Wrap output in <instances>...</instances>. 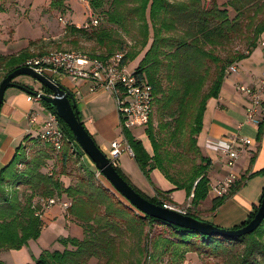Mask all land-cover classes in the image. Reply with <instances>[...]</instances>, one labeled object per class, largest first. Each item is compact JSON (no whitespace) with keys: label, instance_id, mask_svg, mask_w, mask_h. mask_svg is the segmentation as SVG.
<instances>
[{"label":"trees","instance_id":"1","mask_svg":"<svg viewBox=\"0 0 264 264\" xmlns=\"http://www.w3.org/2000/svg\"><path fill=\"white\" fill-rule=\"evenodd\" d=\"M5 1L0 0V11L7 10L3 6ZM88 1L98 15L95 23L91 20V26L97 27L99 19H103L106 26L88 30L69 24L66 31L95 40L100 47H106V53L93 52L90 54L93 57L107 59L115 54H123L124 62L139 57L135 74L150 84L153 90V110L146 125L153 154L146 150L141 140L134 138L129 131L125 133L134 150L135 160L148 179L153 169H159L177 189H185L188 196L193 194L191 203L198 206L208 196L211 187L208 177L211 160L201 155L197 140L203 126V114L208 100L219 96L227 69L247 57L261 42L264 34V0H226L222 4L219 0ZM64 2L53 0L51 6L63 11ZM228 7L236 11V17L230 15ZM252 9L250 13L253 12V17L260 16L252 25L248 23L251 34L246 35L247 51L233 52L235 40L245 34L240 18ZM136 23L139 24L143 49L125 53L126 42L121 39L120 32L130 38L136 37L129 30ZM115 35L119 39L114 38ZM218 49L219 53L216 51ZM31 53L30 47L13 54L0 52V72L4 73L1 79L24 66L29 57L44 52ZM43 89L46 94H52L49 88ZM42 102L56 113L45 100ZM59 121L66 134L61 150L55 151L40 135H27L16 148L12 159L0 171V254L20 249L29 241L38 239L47 223L45 214L50 207L48 201L58 198L70 202L66 215L83 227V237H59L58 242L64 249L43 250L35 257V264H90L94 258L99 260L96 264H103V259L113 263L118 253V239L126 229L138 228L141 235L148 227L149 234L155 224L170 234H154L153 250L162 246L161 253L157 255L147 254L149 248L146 243L142 254L149 256L147 264H159L158 257L168 250L179 258V263L186 253L194 252L222 259L224 264H264V220L249 234L225 237L206 235L146 215L97 178L95 171L98 169L95 166L94 171L87 165L83 159L86 154L79 148L70 127L61 118ZM263 121L261 119L259 122V129ZM186 131L190 138L188 150L200 154L201 162L185 174L173 173L170 155L186 152L181 146V138ZM49 162L54 163L51 172L46 170ZM71 162L75 163L76 169L71 168ZM56 166L60 170H56ZM115 167L126 179L118 166ZM62 176H69L72 183L66 184ZM239 187L240 184L235 181L228 193L214 199L211 210L215 211ZM135 190L146 197L138 189ZM157 195H160L159 199L146 198L162 205V199L167 198L160 190H157ZM258 208L259 205L243 223L231 229L247 224ZM186 214L201 218L190 208H187ZM145 262L142 261L143 264ZM0 264L7 263L0 258Z\"/></svg>","mask_w":264,"mask_h":264},{"label":"crops","instance_id":"2","mask_svg":"<svg viewBox=\"0 0 264 264\" xmlns=\"http://www.w3.org/2000/svg\"><path fill=\"white\" fill-rule=\"evenodd\" d=\"M14 1L18 5V0ZM28 4L32 12L42 11L46 7L45 0L34 7H32L33 3L31 2H26L20 6ZM7 13L10 14L8 10L0 11V52L3 54L18 53L23 48L30 46V40L35 39L34 35L41 32L40 26L29 18H25L29 21V27H32L33 33L25 38L23 45L14 48L9 43L16 42L17 39L12 34L10 28L12 24L9 25L7 22ZM6 26L11 32L8 35L5 34ZM261 39V42L264 41V34ZM237 65L238 71L227 75L219 96L208 100L203 114V126L197 140L201 155L211 160L208 170L211 187L208 196L198 206L195 207L191 203L193 194L188 196L185 189H177L159 169H153L150 173V179H148L141 171L134 156L125 152L115 162V166H118L126 179L146 197H158L159 199L160 195H157V190H160L165 194L163 197L166 196L180 208L188 207L201 219L223 228H234L243 223L260 204L264 194V121L262 128L259 129V125L247 120V110L252 105L251 100L236 88V84L252 88L258 86L260 78L264 74V49L262 45L260 44L251 50L248 56L239 61ZM48 75L73 93L80 119L97 145L106 154L111 149V142L116 139H124L126 131H129L134 138L141 140L146 150L153 154V147L146 133V126L122 131L115 99L110 91L95 85L91 80L75 79L61 72H48ZM15 82L25 86L18 81ZM41 89L43 86L40 84L38 90ZM34 92L17 87H9L5 92L0 110V171L12 159L16 148L23 143L25 136L36 137L43 130L47 112L50 110L43 104L42 100L31 101L28 99V95ZM262 102L264 106V99ZM235 137L249 138L251 143L243 147L237 144L238 147H241V155L234 167L229 168L224 153L210 147L208 142L214 141L216 144H223L230 142ZM143 138L147 139V143L144 142ZM87 163L89 165L94 164L89 159ZM231 172L236 175V181L240 187L213 211L211 209L217 195L212 187L225 179ZM62 179L66 184L72 183L69 176H62ZM66 213L60 204H54L48 208L45 218H50L48 220L55 222L62 218L66 222L68 231L62 235L59 234L58 238L61 236L83 237V227L73 221L70 216L69 219H66ZM41 251L42 249L38 256Z\"/></svg>","mask_w":264,"mask_h":264},{"label":"rangeland","instance_id":"3","mask_svg":"<svg viewBox=\"0 0 264 264\" xmlns=\"http://www.w3.org/2000/svg\"><path fill=\"white\" fill-rule=\"evenodd\" d=\"M53 0H45L46 7L42 11H36L32 12L29 9V4L20 6L21 4L31 2L33 3L32 7L37 6L39 3L43 2V0H18V5L15 3L14 0H6L3 3L4 8H6L9 13L6 15V19L8 20V24L11 25L12 34L16 40V42H10V46L12 47H19V45H23L25 43V38L29 37L33 33L32 27H29V21L26 19H30L35 24H38L40 26L41 32L34 35L35 39L30 40V42H33L30 44L31 47V54H38L39 52H54V51H77V52H83L91 54L93 52L104 54L107 52L106 47L102 46L100 47L99 43L95 40H89L83 36H76L73 33H69L66 31V26L69 24H73L76 27L81 28H89L88 30H95L96 28H101L106 26L104 23L105 21L103 19H99V24L97 27L91 26V20H94L95 18H98L97 13H95L91 6L89 1L85 2L83 0H65L64 7L65 11H61L60 8H54L51 6V2ZM220 3L226 2V0H219ZM17 6V7H16ZM5 10V11H7ZM228 10L230 12V15L232 17H236V11L232 7H228ZM252 10H249L246 12V14L242 15L240 20L243 21V29L244 31V37L237 38L235 42L232 45L233 52L234 51H241L246 50V44L245 40L246 35H250L251 31L248 30V23L250 22V25L255 23L256 19L260 16L257 15L256 17H253V12L250 13ZM10 16V17H9ZM251 16V17H250ZM256 16V15H255ZM249 17L251 19H249ZM10 18V19H9ZM26 18V19H25ZM15 23V24H14ZM139 24L136 23L135 26H130L129 30L132 32V35L136 36L133 38H130L125 35V33L120 32L122 35L123 40L126 42L125 50L124 52H139L143 49L142 46V36L139 33ZM35 28V27H34ZM6 33H11L9 31V27L6 26L5 29ZM39 30V28H38ZM100 30V29H97ZM9 31V32H8ZM114 38L119 37L117 35L114 36ZM259 45L261 42L259 41ZM24 49V48H23ZM218 53L220 50H216ZM223 54H225L224 50H221ZM139 58L130 59L127 61V69L128 72L134 71L138 65ZM4 73L0 72V80L2 75ZM15 81H18L33 91H37L40 87L39 82L34 80L33 78L21 75L14 79ZM1 82V81H0ZM144 142L147 143V139L143 138ZM185 140V141H183ZM182 148L186 151L185 153H174L171 154L170 157L173 160L171 172L178 173L183 172V174L189 172L195 165L199 164L201 162V155L197 153H193L188 150L190 148V138H188V131H186L182 138ZM78 144V143H77ZM79 146V144H78ZM80 148V146H79ZM81 149V148H80ZM175 152V151H174ZM88 157V156H87ZM83 157V159L88 162V159L91 161V159L88 157ZM93 163V162H92ZM71 168L74 170L76 169L75 163H70ZM87 165L92 169H95V165ZM54 166V163L49 162V166L46 168V170L49 172L52 171V168ZM56 170H60L59 166L55 167ZM72 170V172H73ZM50 171V172H51ZM54 171V170H53ZM58 172V171H57ZM97 178H99L106 186H108L111 190L114 192H117L119 194V197H123L115 188L114 186L101 174H99L98 171H95ZM76 174V173H75ZM145 195V194H144ZM125 199V197H123ZM122 199V198H121ZM123 199V200H124ZM168 199V198H167ZM127 200V199H126ZM125 201V200H124ZM172 204H174L170 199H168ZM176 205V204H175ZM188 208V207H187ZM183 209H186L185 207ZM64 215V214H63ZM66 219H69L68 215L66 216ZM50 218H47V223L45 224V228L42 230V233L40 237L37 240H32L28 245H25L24 247L20 249H12L3 251L0 254V258L5 261L7 264H35V257L38 256L40 250L42 249H49L51 251L57 249V250H63L64 246L56 242L58 241L59 234L65 233V231H68L66 229V222L61 218V220L50 221L48 220ZM72 221V220H71ZM68 224V223H67ZM148 227H146L145 233L140 235L139 229H126L124 234L120 236L118 239L119 245L117 247L118 253L116 255L115 260H113V263H109L107 259H103L101 263L103 264H139V261L146 260V264L149 262V259L147 255H143L142 252H145V246L146 243L148 245L147 254L155 253L156 255L159 254V252L162 250V246H158V249L156 251L153 250V245L155 243V235L157 233H163L166 236H169L170 232L165 229H161V227L158 226V224L153 225L152 230L150 229V233L148 234ZM82 238V237H81ZM144 246V247H143ZM69 248H72L71 246H68ZM41 251V252H42ZM161 253V252H160ZM153 259V258H152ZM99 260L92 259L90 260V264H96ZM158 263L159 264H224L222 259H217L214 257L209 256H201L194 252H188L184 256V260L179 263V258L175 257L173 253L168 250L164 253H162L158 257Z\"/></svg>","mask_w":264,"mask_h":264},{"label":"built area","instance_id":"4","mask_svg":"<svg viewBox=\"0 0 264 264\" xmlns=\"http://www.w3.org/2000/svg\"><path fill=\"white\" fill-rule=\"evenodd\" d=\"M88 2V0H83ZM95 23V22H94ZM264 49V41L261 43ZM123 54H115L107 59L93 57L88 53L77 51H54L41 55L31 56L24 66L30 67L38 72L64 73L75 79H88L112 93L115 99L116 108L120 118V127L122 131L134 127H144L148 124L153 110V90L150 84L139 79L135 71L128 72L127 62L123 61ZM238 71L237 63L232 64L227 69V75ZM238 91L246 94L251 100V107L247 110V120L257 125L264 117V74L256 88L236 84ZM46 95L43 89L35 91L28 95L31 101H41ZM262 106V107H261ZM42 140L50 143L55 151L63 148L66 140V134L61 127L59 117L51 110L47 112L43 130L39 134ZM210 147L217 151H222L226 157V164L233 168L238 157L241 155V147L251 143L249 138H233L230 142L216 144L214 141L208 142ZM134 156V150L129 144L127 138L116 139L111 142V149L107 156L115 165L119 156L123 153ZM236 181V175L230 173L225 179L219 181L212 187L217 196H223L228 193ZM60 204L65 210L70 206L69 201H61L58 198H50L48 206ZM162 206L178 210L184 214L187 208L183 209L172 204L167 199H162Z\"/></svg>","mask_w":264,"mask_h":264},{"label":"water","instance_id":"5","mask_svg":"<svg viewBox=\"0 0 264 264\" xmlns=\"http://www.w3.org/2000/svg\"><path fill=\"white\" fill-rule=\"evenodd\" d=\"M21 75L33 78L43 87H47L52 91V94L44 95L43 100H45L55 110L58 117L70 127L75 141L95 164L96 168L122 196L146 215L171 224L197 230L206 235H221L225 237H236L249 234L257 229L264 220V194L254 217L247 224L237 229L223 228L204 219L184 214L178 210L170 209L152 202L137 192L117 171L113 162L97 145L95 139L80 119L73 93L47 73L38 72L27 66H21L9 73L0 82V110L7 88L17 87L29 91L25 86L14 81L16 77Z\"/></svg>","mask_w":264,"mask_h":264}]
</instances>
